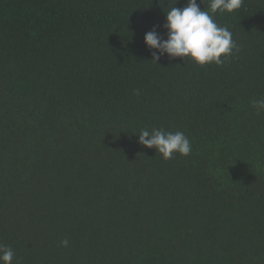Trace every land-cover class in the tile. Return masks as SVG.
Returning <instances> with one entry per match:
<instances>
[{
    "label": "trees",
    "instance_id": "16d2710c",
    "mask_svg": "<svg viewBox=\"0 0 264 264\" xmlns=\"http://www.w3.org/2000/svg\"><path fill=\"white\" fill-rule=\"evenodd\" d=\"M186 4L0 0L12 264H264V0L215 15L239 46L222 65L156 62L145 33ZM143 128L182 131L192 151L166 160Z\"/></svg>",
    "mask_w": 264,
    "mask_h": 264
},
{
    "label": "clouds",
    "instance_id": "9594fccd",
    "mask_svg": "<svg viewBox=\"0 0 264 264\" xmlns=\"http://www.w3.org/2000/svg\"><path fill=\"white\" fill-rule=\"evenodd\" d=\"M243 2L244 0H208V8L204 10L197 0H187L186 6H173L167 10L165 23L161 26L154 25L146 32L144 42L153 50L152 57L156 62L161 56L167 55L170 59L188 58L200 66L211 63L222 65L225 58L239 51V46L233 39L232 31L218 25L214 17L218 12L223 14L239 10ZM158 27L166 29V38L159 34ZM253 103L259 114L264 109V99ZM138 142L147 148H155L166 160L177 153L188 156L192 151V144L182 131L143 128L139 130ZM61 244L67 246L68 241L63 240ZM14 256L11 246L0 244V264H12Z\"/></svg>",
    "mask_w": 264,
    "mask_h": 264
}]
</instances>
